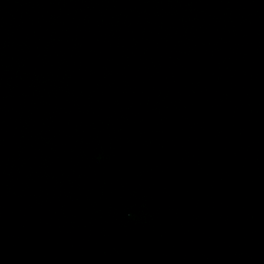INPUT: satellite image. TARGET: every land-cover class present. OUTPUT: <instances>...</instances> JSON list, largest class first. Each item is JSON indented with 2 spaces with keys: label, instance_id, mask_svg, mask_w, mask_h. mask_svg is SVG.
I'll return each mask as SVG.
<instances>
[{
  "label": "water",
  "instance_id": "1",
  "mask_svg": "<svg viewBox=\"0 0 264 264\" xmlns=\"http://www.w3.org/2000/svg\"><path fill=\"white\" fill-rule=\"evenodd\" d=\"M0 264H264V0H0Z\"/></svg>",
  "mask_w": 264,
  "mask_h": 264
}]
</instances>
